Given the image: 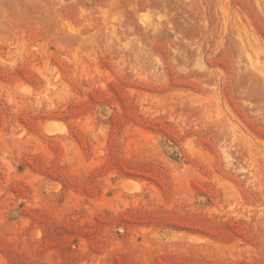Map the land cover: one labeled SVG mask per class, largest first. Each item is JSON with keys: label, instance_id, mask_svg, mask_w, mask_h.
Returning <instances> with one entry per match:
<instances>
[{"label": "rangeland", "instance_id": "1", "mask_svg": "<svg viewBox=\"0 0 264 264\" xmlns=\"http://www.w3.org/2000/svg\"><path fill=\"white\" fill-rule=\"evenodd\" d=\"M0 264H264V0H0Z\"/></svg>", "mask_w": 264, "mask_h": 264}]
</instances>
